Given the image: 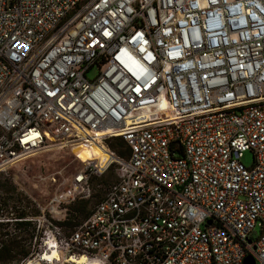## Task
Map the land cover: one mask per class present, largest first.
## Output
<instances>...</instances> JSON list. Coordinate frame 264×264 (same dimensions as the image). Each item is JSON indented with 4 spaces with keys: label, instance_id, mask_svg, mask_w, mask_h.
I'll use <instances>...</instances> for the list:
<instances>
[{
    "label": "built area",
    "instance_id": "1",
    "mask_svg": "<svg viewBox=\"0 0 264 264\" xmlns=\"http://www.w3.org/2000/svg\"><path fill=\"white\" fill-rule=\"evenodd\" d=\"M0 132V173L77 143L108 154L15 220L47 226L18 264H264V0H0Z\"/></svg>",
    "mask_w": 264,
    "mask_h": 264
},
{
    "label": "rangeland",
    "instance_id": "2",
    "mask_svg": "<svg viewBox=\"0 0 264 264\" xmlns=\"http://www.w3.org/2000/svg\"><path fill=\"white\" fill-rule=\"evenodd\" d=\"M95 75L96 73L94 71H91L88 77L90 79H93ZM89 159H91V153L88 154L85 148L81 145L72 146L70 147V150L64 149L47 152L27 159L15 165L13 168H10L9 170H7V172L0 174L10 180V183H8V188L0 187V198L2 200L7 197L15 198L16 202L17 199L20 198L21 205L23 207H26L28 205L27 202L29 200L34 205L38 203L45 208L48 206L51 198L56 193L63 191L67 186L71 184L74 174L82 168L81 160L87 161ZM242 161L247 167H251L254 162L253 153L250 151L246 152ZM116 179V169L113 168L109 173L99 178V181H93L92 197L90 199H82L89 202V209H92L101 200V198L106 194V192L116 181ZM3 184H5V182H3L2 185ZM11 184H14V186L16 187V192L18 195H6L2 191L5 189H11ZM10 204L13 205L12 202H10ZM71 205H69V207ZM7 215L8 213H6V210L1 207L0 203V221L8 222L6 218H10V224H15L17 213H12L9 217H7ZM70 218L72 219V225L66 226V232L72 230L74 228V224L76 225L84 220V217L82 215H74L70 216ZM13 228L14 227L11 226L9 229L12 230ZM46 232L47 226L42 225L40 229H38L37 227L36 236H38V241L36 248L38 250V247L41 246V237H45ZM2 240L6 241L9 239L0 234V243L2 242ZM63 264L68 263H65L64 261Z\"/></svg>",
    "mask_w": 264,
    "mask_h": 264
},
{
    "label": "trees",
    "instance_id": "3",
    "mask_svg": "<svg viewBox=\"0 0 264 264\" xmlns=\"http://www.w3.org/2000/svg\"><path fill=\"white\" fill-rule=\"evenodd\" d=\"M106 143L111 149L120 155H125L127 144L122 138H111L108 139ZM93 181H99V178L94 177L92 179V183ZM3 182H5V184L2 185ZM8 183H10V180L5 176L0 175V187L8 188ZM11 185V189L2 190L6 195L17 194L16 187L14 184ZM0 200L1 207L6 210V213H8L7 217H9L12 213H17V219H26L30 216L36 217L40 215V211L29 200L26 207L21 205L20 198L17 199V202L15 201V198L9 197L4 198L3 200L0 198ZM10 202H12L13 205H11ZM88 205L89 202L87 200H78L69 207L67 220L60 223L64 230L67 225H72V219L70 216L82 215L84 217L83 221L76 225L74 224L73 227L80 225L90 216L92 209H89ZM6 219L8 222L0 221V234L9 240H2L0 243V264H18L32 253V246L36 236L37 227L36 224L30 221H16V223L12 225L10 224V218ZM11 226L14 227L12 230L9 229Z\"/></svg>",
    "mask_w": 264,
    "mask_h": 264
},
{
    "label": "bare ground",
    "instance_id": "4",
    "mask_svg": "<svg viewBox=\"0 0 264 264\" xmlns=\"http://www.w3.org/2000/svg\"><path fill=\"white\" fill-rule=\"evenodd\" d=\"M76 145H81L82 147L85 148L86 152L88 154L91 153V160L92 162H100L102 161L104 158H107L108 154L106 152V146L104 144L101 143V141H93V142H89V143H77V144H73L72 146H76ZM53 250V249H52ZM58 253L57 252H47L44 256V260H51L52 258L56 259L58 258ZM60 263H68V264H102L101 262L98 261H91L89 259H87L85 256L79 257V258H67L66 260H63L61 257L59 258Z\"/></svg>",
    "mask_w": 264,
    "mask_h": 264
}]
</instances>
